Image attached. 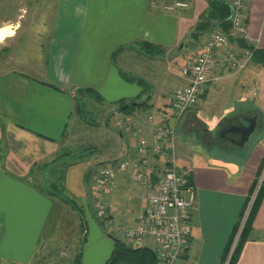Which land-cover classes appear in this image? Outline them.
<instances>
[{"label": "crops", "instance_id": "crops-1", "mask_svg": "<svg viewBox=\"0 0 264 264\" xmlns=\"http://www.w3.org/2000/svg\"><path fill=\"white\" fill-rule=\"evenodd\" d=\"M165 2L59 0L58 22L35 26L49 32L48 45L42 38L41 44L29 45L31 57L16 52L12 66L0 69V264H31L55 205V197L44 187L47 178L54 182L52 176L57 175L65 197L78 203L86 198L84 175L93 157L53 168L78 125L76 96L81 89L100 94L97 104L109 119L132 121L130 130L114 125L121 131L115 138L118 149L107 161L137 157L140 136L151 146L158 144L153 129L171 122L174 91L187 83L181 68L212 30L191 35L207 9L206 0H191L187 8L174 11L164 9ZM245 13L246 44L264 50V0H246ZM146 42L156 45L155 55L140 47ZM230 45L242 54L235 41ZM159 69L171 79L168 85L165 80L158 83ZM157 83L162 89L154 99ZM200 98L194 115L206 131L227 137H222L225 144H215L223 155L207 149L188 159L176 154L179 169L191 176L196 201L190 211L189 248L175 264H227L238 239L230 245L234 228L243 226L255 197L252 183L257 179L260 184L264 175V63L257 58L240 70L215 68ZM122 101L133 102L127 112L120 109ZM251 123L254 130L239 144L232 128ZM150 160L161 172V158L152 154ZM133 176L132 170L119 174L103 194L115 206L114 226L106 227L110 234L120 233L118 225H134L145 209V190ZM146 247L153 248L151 240ZM234 264H264V199Z\"/></svg>", "mask_w": 264, "mask_h": 264}, {"label": "rangeland", "instance_id": "rangeland-1", "mask_svg": "<svg viewBox=\"0 0 264 264\" xmlns=\"http://www.w3.org/2000/svg\"><path fill=\"white\" fill-rule=\"evenodd\" d=\"M189 2L191 3V0ZM58 4L59 0H0V27L12 26L15 28L12 37L9 36L0 42V69L12 66L17 53L23 57H31L33 51L29 45L32 43L39 45L43 38V44L48 45L49 32L39 31L38 27L35 26L36 24L58 22L57 14H55ZM236 39L234 38L235 42ZM140 47L148 51L149 55H155L157 52L156 49L146 46ZM241 48H243L242 53L249 51L252 52L253 56L252 49L254 48L252 46ZM158 73L160 78L158 83L162 84V80H165L166 85H168L171 81V79L167 80L168 75L164 71L161 72L160 69ZM158 83L155 87L154 99L159 96L162 89V85ZM199 101L187 111L188 113L186 112L187 114L185 113L184 118L182 117L181 120L184 122L181 123L183 124L181 129L178 130L177 128L175 140L177 152L175 153L185 159L194 155L197 150L198 152L209 150L210 153H221L222 155L224 152L219 145L215 144L223 145L226 141L222 139L220 134L214 135L206 131L202 124L203 121L193 113ZM98 102L93 95L85 90L78 92L76 96L78 106L76 118L79 120V126L77 125L78 127L76 126L74 129L72 141L58 153L53 163V168L60 169L59 167L62 165L66 167L80 160L94 158L88 166L91 169V175L90 187L86 188V198L81 203H78L79 200H75L77 209H73L64 201L65 198L67 200L73 198L64 196L62 182L57 175L52 176L54 182H49V178H47L48 182L44 187L48 189L46 192L55 197V205L31 264H71L73 257L79 251L80 244L83 264H104L112 252L115 239L122 240L127 244L130 243L122 232L112 231L111 233L115 236L110 234L96 216L97 202L93 196V181L101 163L110 164L116 161H107V156L113 150L117 153L115 138H118L117 133L120 132L117 128L116 131L114 127L117 117L112 116L109 119L106 115L107 111L100 104H97ZM211 121L213 120H209V122ZM106 122H108L109 127L106 126ZM177 141L180 143L179 148ZM191 144L196 145V148L190 146ZM178 164L182 165L179 161ZM132 178L137 182L134 176ZM108 201L102 195V202L108 204ZM129 245L133 246L132 244ZM3 264L9 263L4 262Z\"/></svg>", "mask_w": 264, "mask_h": 264}, {"label": "built area", "instance_id": "built-area-1", "mask_svg": "<svg viewBox=\"0 0 264 264\" xmlns=\"http://www.w3.org/2000/svg\"><path fill=\"white\" fill-rule=\"evenodd\" d=\"M227 1L230 6V27L228 30L212 29L195 57L186 61L181 68L187 83L174 91L171 122L158 124L153 129V139L158 144L151 146L145 137L140 136L137 157L125 156L110 164L99 165L93 181L96 216L102 225L110 228L114 226L115 206L112 203L104 204L102 195L114 186L119 174L128 170L134 172L135 180L145 190L146 206L134 225H118L117 229L134 247L146 246L147 241L151 240L157 264H175L188 250L191 238L190 211L196 201V190L176 163L178 124L199 101L215 68L222 71L240 70L252 58V52L239 54L230 45L234 38H248L246 0ZM189 3V0H166L163 8L174 11L187 8ZM148 119L152 120L153 117L149 116ZM115 125L130 130L132 121L118 119ZM136 132H141V127ZM152 154L161 158V172L155 170L150 160Z\"/></svg>", "mask_w": 264, "mask_h": 264}, {"label": "trees", "instance_id": "trees-1", "mask_svg": "<svg viewBox=\"0 0 264 264\" xmlns=\"http://www.w3.org/2000/svg\"><path fill=\"white\" fill-rule=\"evenodd\" d=\"M207 1V9L205 12H203L198 22L196 23L194 27V31L192 32V37H198L200 34L210 31L211 29L220 28L222 30H228L230 27V6L227 0H206ZM234 41V40H233ZM243 41V42H242ZM245 40L243 39H236V43L239 44L240 47H249L246 43H244ZM142 46H146L151 49H156V45L152 43H144ZM253 56L251 59H260L262 63H264V50L259 49H252ZM148 52V51H146ZM154 53V52H153ZM123 77L126 80H133L132 77H128L123 73ZM88 91L90 95H93L96 101H102V97L100 94L91 88L87 89H81ZM133 102H121L120 106L127 105V108H125L123 111H128V109L133 105ZM78 110V106L76 104V111ZM121 132V131H120ZM90 175H91V169L88 168L86 170V173L84 175V182L86 184V188L90 187ZM188 179L191 181V176L188 173L186 175ZM257 186V187H256ZM256 188V193L254 200L252 204L250 205L246 220L243 223V226L240 230V224H236L234 228V232L232 235V238L230 239V245L233 244L234 239L237 237L238 233V239L236 242V245L232 251V254L229 258V261L227 264H234L237 260L240 250L244 244V242L248 239L249 233L252 229V222L254 219V216L256 214V211L262 201L264 199V180L261 181L260 184L257 185V179L254 180L252 183V187L250 189V193ZM64 201L69 204L73 209H77V205L74 200H70L67 198L64 199ZM243 214V213H242ZM82 247L80 244L79 251L77 254L73 257L71 264H82ZM221 262L220 264H223ZM105 264H157L156 254L155 251L146 246L141 247H134L122 240L115 239L114 247L112 249V253L108 260L105 262Z\"/></svg>", "mask_w": 264, "mask_h": 264}, {"label": "water", "instance_id": "water-1", "mask_svg": "<svg viewBox=\"0 0 264 264\" xmlns=\"http://www.w3.org/2000/svg\"><path fill=\"white\" fill-rule=\"evenodd\" d=\"M125 108H127V105H124L120 109L123 110ZM253 130H254V123H251L249 126H245V125L241 126V125H239V126H236V127L232 128L233 132H231V134H233V136L236 135L235 136L236 140L238 141L239 144H241V143H243L244 141H246L248 139L249 135L251 134V132ZM221 136L222 137H227V135H225V133L224 134L221 133ZM231 137H232V135H231ZM101 164H103V163H101ZM241 228H240V230H241ZM239 233H238V235H239ZM238 235H237V237H238Z\"/></svg>", "mask_w": 264, "mask_h": 264}, {"label": "bare ground", "instance_id": "bare-ground-1", "mask_svg": "<svg viewBox=\"0 0 264 264\" xmlns=\"http://www.w3.org/2000/svg\"><path fill=\"white\" fill-rule=\"evenodd\" d=\"M14 27L12 26H1L0 27V42L5 38L11 36L14 33Z\"/></svg>", "mask_w": 264, "mask_h": 264}, {"label": "flooded vegetation", "instance_id": "flooded-vegetation-1", "mask_svg": "<svg viewBox=\"0 0 264 264\" xmlns=\"http://www.w3.org/2000/svg\"><path fill=\"white\" fill-rule=\"evenodd\" d=\"M219 135V134H218Z\"/></svg>", "mask_w": 264, "mask_h": 264}]
</instances>
